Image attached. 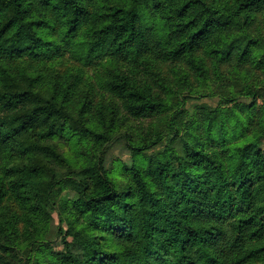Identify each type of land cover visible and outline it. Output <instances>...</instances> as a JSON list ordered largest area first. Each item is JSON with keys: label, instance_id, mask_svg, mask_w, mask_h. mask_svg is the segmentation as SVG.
Returning a JSON list of instances; mask_svg holds the SVG:
<instances>
[{"label": "trees", "instance_id": "16d2710c", "mask_svg": "<svg viewBox=\"0 0 264 264\" xmlns=\"http://www.w3.org/2000/svg\"><path fill=\"white\" fill-rule=\"evenodd\" d=\"M0 264H264V0H0Z\"/></svg>", "mask_w": 264, "mask_h": 264}, {"label": "rangeland", "instance_id": "374dc122", "mask_svg": "<svg viewBox=\"0 0 264 264\" xmlns=\"http://www.w3.org/2000/svg\"><path fill=\"white\" fill-rule=\"evenodd\" d=\"M222 84H227L228 79L222 78L221 79ZM189 103L193 104V106L205 104L210 106L211 108L217 106V98L209 97L208 95L201 97L199 99L191 100ZM166 144H161L159 149H164ZM106 165L108 168L112 167H122L123 165H129L131 162L130 154L128 152V149L126 148V142L124 140H118L117 142H114L111 147L109 148L107 155H106ZM54 225L57 226L58 220L57 217L54 215ZM55 250H61L62 245L60 243L56 244L54 246Z\"/></svg>", "mask_w": 264, "mask_h": 264}]
</instances>
